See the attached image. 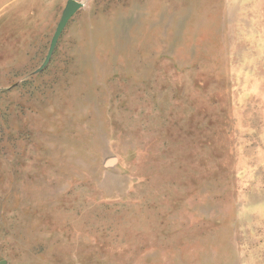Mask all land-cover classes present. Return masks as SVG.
<instances>
[{"label": "rangeland", "instance_id": "374dc122", "mask_svg": "<svg viewBox=\"0 0 264 264\" xmlns=\"http://www.w3.org/2000/svg\"><path fill=\"white\" fill-rule=\"evenodd\" d=\"M0 15V264H264V0Z\"/></svg>", "mask_w": 264, "mask_h": 264}, {"label": "crops", "instance_id": "0c3cea01", "mask_svg": "<svg viewBox=\"0 0 264 264\" xmlns=\"http://www.w3.org/2000/svg\"><path fill=\"white\" fill-rule=\"evenodd\" d=\"M1 16V15H0ZM0 19H2V18H0Z\"/></svg>", "mask_w": 264, "mask_h": 264}]
</instances>
